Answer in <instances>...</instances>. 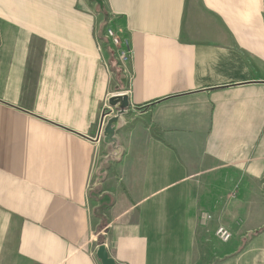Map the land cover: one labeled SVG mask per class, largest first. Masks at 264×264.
I'll list each match as a JSON object with an SVG mask.
<instances>
[{"label": "crops", "instance_id": "crops-1", "mask_svg": "<svg viewBox=\"0 0 264 264\" xmlns=\"http://www.w3.org/2000/svg\"><path fill=\"white\" fill-rule=\"evenodd\" d=\"M102 1L0 0V264H102V245L242 264L264 229V0ZM117 95L122 155L100 178Z\"/></svg>", "mask_w": 264, "mask_h": 264}, {"label": "water", "instance_id": "water-1", "mask_svg": "<svg viewBox=\"0 0 264 264\" xmlns=\"http://www.w3.org/2000/svg\"><path fill=\"white\" fill-rule=\"evenodd\" d=\"M91 1L95 2L100 7H103L102 0ZM109 106L116 110V115L109 119L104 128L103 139L110 147V151L108 157L103 161L102 168L99 173L100 178L105 176V171L110 166V163L116 162L121 158L122 149L117 138V132L124 126L125 123L123 117L128 114L131 108L129 97L127 95H117L110 98ZM97 258L102 264H118L112 257H110L104 245L99 247L97 251Z\"/></svg>", "mask_w": 264, "mask_h": 264}, {"label": "built area", "instance_id": "built-area-1", "mask_svg": "<svg viewBox=\"0 0 264 264\" xmlns=\"http://www.w3.org/2000/svg\"><path fill=\"white\" fill-rule=\"evenodd\" d=\"M112 21L108 19L107 27L105 30V38L110 42L119 68H124L132 57V50L128 39L123 38L121 34L111 26ZM217 236L222 242H229L232 234L225 228L220 227L217 231Z\"/></svg>", "mask_w": 264, "mask_h": 264}, {"label": "rangeland", "instance_id": "rangeland-1", "mask_svg": "<svg viewBox=\"0 0 264 264\" xmlns=\"http://www.w3.org/2000/svg\"><path fill=\"white\" fill-rule=\"evenodd\" d=\"M91 1V0H90ZM93 4H96L95 2L91 1ZM96 7H99V5ZM100 10V8H99ZM217 229H216V238L219 242L223 243L217 236ZM259 238L260 241L264 240V229H257L256 232L250 234V235H243V252H242V264H264V241H261L259 243V249L257 250L252 248L254 246L250 245V242L253 241V243L256 241L255 238ZM233 237L231 238V240ZM230 240V241H231ZM229 241V242H230ZM227 242V243H229ZM226 243V242H225ZM257 254V256H256Z\"/></svg>", "mask_w": 264, "mask_h": 264}]
</instances>
